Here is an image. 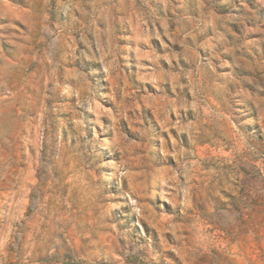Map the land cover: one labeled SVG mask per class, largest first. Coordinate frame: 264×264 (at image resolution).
<instances>
[{"label": "rangeland", "instance_id": "374dc122", "mask_svg": "<svg viewBox=\"0 0 264 264\" xmlns=\"http://www.w3.org/2000/svg\"><path fill=\"white\" fill-rule=\"evenodd\" d=\"M263 143L264 0H0V264H264Z\"/></svg>", "mask_w": 264, "mask_h": 264}, {"label": "trees", "instance_id": "16d2710c", "mask_svg": "<svg viewBox=\"0 0 264 264\" xmlns=\"http://www.w3.org/2000/svg\"><path fill=\"white\" fill-rule=\"evenodd\" d=\"M259 140H260V142H262V138L261 137H259ZM264 144V143H263ZM260 154H262V155H259V157H258V159L259 158H262V159H264V152H262V151H260ZM253 168L255 169V173H254V175L251 177V180H254L256 183L257 182H261V181H263L264 182V173H262L261 172V170H260V168L257 166V165H253ZM242 172H244V169L242 168ZM260 193V192H259ZM259 193H257V196L259 197H261V194L259 195Z\"/></svg>", "mask_w": 264, "mask_h": 264}]
</instances>
